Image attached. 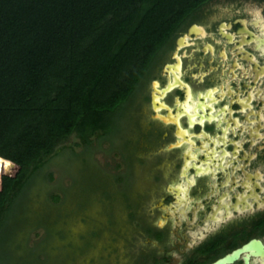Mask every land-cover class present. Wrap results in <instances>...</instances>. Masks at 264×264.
Listing matches in <instances>:
<instances>
[{"label":"flooded vegetation","instance_id":"flooded-vegetation-1","mask_svg":"<svg viewBox=\"0 0 264 264\" xmlns=\"http://www.w3.org/2000/svg\"><path fill=\"white\" fill-rule=\"evenodd\" d=\"M129 109L155 177L127 263L264 264V2L196 7Z\"/></svg>","mask_w":264,"mask_h":264},{"label":"trees","instance_id":"trees-1","mask_svg":"<svg viewBox=\"0 0 264 264\" xmlns=\"http://www.w3.org/2000/svg\"><path fill=\"white\" fill-rule=\"evenodd\" d=\"M205 1L0 0V264L10 216L44 169L73 153V134L86 152L113 141L152 61ZM14 152L20 169L2 176Z\"/></svg>","mask_w":264,"mask_h":264},{"label":"rangeland","instance_id":"rangeland-1","mask_svg":"<svg viewBox=\"0 0 264 264\" xmlns=\"http://www.w3.org/2000/svg\"><path fill=\"white\" fill-rule=\"evenodd\" d=\"M130 110L113 141H96L92 152L75 134L67 140L73 153L53 160L10 216L1 264H128L142 239L138 199L155 177L146 134ZM14 154L2 176L20 169Z\"/></svg>","mask_w":264,"mask_h":264}]
</instances>
